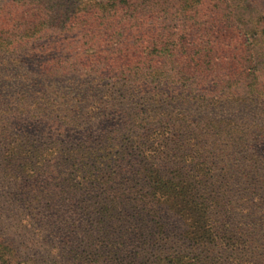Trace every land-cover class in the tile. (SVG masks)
<instances>
[{
  "label": "trees",
  "instance_id": "obj_1",
  "mask_svg": "<svg viewBox=\"0 0 264 264\" xmlns=\"http://www.w3.org/2000/svg\"><path fill=\"white\" fill-rule=\"evenodd\" d=\"M3 57L0 264H264V0H0Z\"/></svg>",
  "mask_w": 264,
  "mask_h": 264
},
{
  "label": "rangeland",
  "instance_id": "obj_2",
  "mask_svg": "<svg viewBox=\"0 0 264 264\" xmlns=\"http://www.w3.org/2000/svg\"><path fill=\"white\" fill-rule=\"evenodd\" d=\"M24 60L31 62L30 58H24ZM8 63V64H7ZM15 65L11 59L7 57L0 58V83H5L8 87L13 85V88H18L20 81L19 70L20 67L26 64H30L28 62L22 61L19 58V61ZM71 78V76H67ZM65 83L67 81H64ZM118 91L121 90L120 86H118ZM117 87V88H118ZM128 90V88H126ZM215 100L208 98V100L201 101L196 98H192L190 96L183 97L182 99L172 100L169 106V110L171 112H178L183 115L189 116V119L195 120L198 118H203L206 116H225V117H235V116H243L246 115L248 107L253 105L252 102L240 103V106H237L238 103L223 100L218 104H213ZM230 105L233 107L231 108ZM249 105V106H246Z\"/></svg>",
  "mask_w": 264,
  "mask_h": 264
}]
</instances>
